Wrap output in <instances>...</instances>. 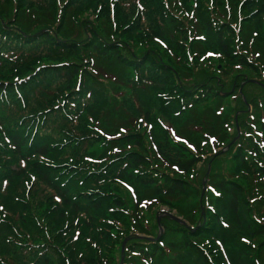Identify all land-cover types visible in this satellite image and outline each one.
<instances>
[{"label": "trees", "instance_id": "trees-1", "mask_svg": "<svg viewBox=\"0 0 264 264\" xmlns=\"http://www.w3.org/2000/svg\"><path fill=\"white\" fill-rule=\"evenodd\" d=\"M257 178L264 0H0V264H264Z\"/></svg>", "mask_w": 264, "mask_h": 264}, {"label": "rangeland", "instance_id": "rangeland-1", "mask_svg": "<svg viewBox=\"0 0 264 264\" xmlns=\"http://www.w3.org/2000/svg\"><path fill=\"white\" fill-rule=\"evenodd\" d=\"M86 17H88L89 19L91 18V19H94V15L93 16H90V13H86ZM102 65L103 66H107V67H110L109 65H107V64H105V63H102ZM110 70L112 71V72H117V73H120L119 71H118V69L117 68H111L110 67ZM121 74V73H120ZM119 91V90H118ZM118 91H117V95H118ZM242 96H244V94H242ZM244 98H245V96H244ZM262 101V100H261ZM223 103H224V101H223ZM209 105L211 104L210 102L208 103ZM226 105V107L229 109V104L228 103H226L225 104ZM258 106H262L261 104H259L258 103ZM222 110V109H221ZM249 111H253L254 110V108L253 109H248ZM201 114H203V116H205V117H207V115L206 114H204V113H201ZM240 115V112H236V114H235V116H236V123L238 124V116ZM189 118V113L188 114H186V113H184V114H182V116L180 117V118H178L177 119V121H169V123H168V129H169V132L168 133H165V134H161V135H158V138H159V140L161 141V140H163L162 138H164L165 136H167V135H173L174 136V138L177 140V141H181V142H184L183 140L185 139L186 140V137H185V135L183 134V123H184V121L186 120V119H188ZM106 121H107V118H106ZM114 125H117V122H115L114 123ZM109 127H110V125H108ZM224 127V125H222V127L221 128H223ZM226 127V126H225ZM215 128H216V126H215ZM214 128V129H215ZM237 131H238V134H237V136L233 139V141L229 144V145H227L226 147H223V148H220V149H218V150H216L215 151V153L213 154L214 155V158L215 157H217L218 159H220V161L221 160H224L223 159V155H224V153L225 152H227V150H229V148L239 139V137H240V134H241V128H240V126H239V124H238V127H237ZM207 132V131H206ZM209 136V140H210V143L211 144H213V141H214V139L211 137V135H208ZM187 141V140H186ZM193 142V141H192ZM202 144H201V146H205V142H201ZM192 148V147H191ZM193 150H195V146L192 148ZM220 150V151H219ZM212 152V151H211ZM211 152H209V153H207L206 155H204V157H203V160L199 163V165H198V171H200V172H202L203 170H205V168L207 167V174H209V172H210V170H211V161L210 162H208L207 163V159L211 156ZM234 166V164H232L231 162H227V161H225L224 162V164H223V167L225 168V169H228L230 166ZM208 169H209V171H208ZM242 174H241V172L239 173V172H237L236 174H235V178H236V180H241L242 181V185H244V179H243V177L241 176ZM238 178V179H237ZM257 180H259V181H262V182H264V178H257ZM245 186V185H244ZM123 187H124V189L128 192V191H130V192H132V194L135 196V194H136V188L134 187V185L133 184H131V183H129V182H124V184H123ZM211 190V192L214 194V195H216V196H218L219 195V192H217V190L215 189V187H213L212 185H210L209 184V181H208V179L207 178H204L203 179V186H202V194H201V201H202V199L204 198V196L207 194V190ZM136 191V192H135ZM126 195H128V194H126ZM156 209H153V210H151L150 211V213H149V217H150V219H152L151 220V225L153 226V230H154V233H156L157 235H158V237H157V239H159L161 236H163V234L165 233V228H164V226L162 225V223H161V219L162 218H166V217H170L172 220H175L174 218L175 217H178L179 218V220H175V222L177 221L178 223H180V224H183V225H186V226H188V223H187V221L182 217V216H180V215H178V213L176 212V210H170V208H168L167 206H160V212H159V214L157 215V220L155 221L152 217H153V213H154V211H155ZM202 214H203V216L205 217V215H206V213H205V209L203 208V211H202ZM154 223H156V227H155V225H154ZM138 238H145L146 236H142V235H139L138 233H135V232H133ZM149 239H151V237H148ZM25 242H27V241H25ZM0 244H1V241H0ZM124 244V243H123ZM125 245H126V243L123 245V250H124V248H125ZM180 259V258H179ZM182 261L180 262L177 258H174V257H172V256H170V257H167V259L165 260H163L162 262H158L159 264H188V263H190V262H192V261H187V260H185V259H181ZM122 262H123V260H122ZM122 262H120V264H122ZM192 264H197V263H192Z\"/></svg>", "mask_w": 264, "mask_h": 264}]
</instances>
